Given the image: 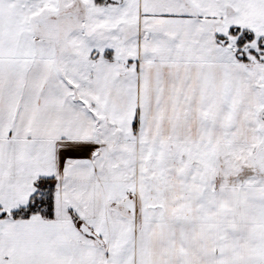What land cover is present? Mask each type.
<instances>
[{
	"label": "snow or ice",
	"instance_id": "obj_1",
	"mask_svg": "<svg viewBox=\"0 0 264 264\" xmlns=\"http://www.w3.org/2000/svg\"><path fill=\"white\" fill-rule=\"evenodd\" d=\"M0 264H264V0H0Z\"/></svg>",
	"mask_w": 264,
	"mask_h": 264
}]
</instances>
